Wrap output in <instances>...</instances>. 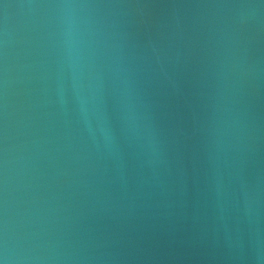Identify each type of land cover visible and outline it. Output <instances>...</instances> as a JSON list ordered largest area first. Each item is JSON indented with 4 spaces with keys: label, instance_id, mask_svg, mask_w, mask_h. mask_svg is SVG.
<instances>
[{
    "label": "water",
    "instance_id": "obj_1",
    "mask_svg": "<svg viewBox=\"0 0 264 264\" xmlns=\"http://www.w3.org/2000/svg\"><path fill=\"white\" fill-rule=\"evenodd\" d=\"M0 264H264V0H0Z\"/></svg>",
    "mask_w": 264,
    "mask_h": 264
}]
</instances>
